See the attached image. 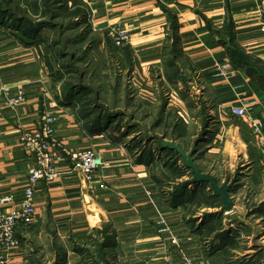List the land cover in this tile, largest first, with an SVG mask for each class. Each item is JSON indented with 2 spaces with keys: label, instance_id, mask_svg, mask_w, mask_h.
<instances>
[{
  "label": "crops",
  "instance_id": "crops-1",
  "mask_svg": "<svg viewBox=\"0 0 264 264\" xmlns=\"http://www.w3.org/2000/svg\"><path fill=\"white\" fill-rule=\"evenodd\" d=\"M78 2L90 17L77 52V68L87 73L82 100L66 102L75 76L63 69L67 60L0 24V82L26 96L16 110L0 106V196L20 202L33 166L22 136L38 130L44 112L57 118L56 137L67 148L93 150L108 166L97 173L96 191L65 164L56 181L41 182L36 221L19 230L22 245L10 264H87L79 249L93 251L105 237L107 264H159L165 257L180 264L183 256L203 264H264V160L247 119L231 111L245 106L264 124V33L254 0ZM109 27L127 31L130 44L115 47ZM207 111L217 134L201 142L196 164L220 184L238 178L234 210L220 217V209L174 208L165 197L167 187L190 177L162 143L190 151ZM145 145L150 152L140 161ZM205 215L214 216L204 221Z\"/></svg>",
  "mask_w": 264,
  "mask_h": 264
},
{
  "label": "built area",
  "instance_id": "built-area-1",
  "mask_svg": "<svg viewBox=\"0 0 264 264\" xmlns=\"http://www.w3.org/2000/svg\"><path fill=\"white\" fill-rule=\"evenodd\" d=\"M254 2L260 31L264 33V0H254ZM106 32L115 47L124 48L130 44V36L124 29L109 27ZM25 103L26 96L23 89L0 82V106L16 110ZM231 111L235 117L247 119L264 160V124L251 116L245 106L234 105ZM56 122L57 118L54 115L44 112L38 130L36 132L26 131L22 136L24 146L33 159V166L29 170L28 185L20 202L16 203V198L13 195L0 196V208L17 204L10 212L0 211V264H10V254L21 247L18 238L19 230L33 226L35 223V189L41 182L53 183L56 181L62 174L59 170L60 165L65 164L71 172L78 174L88 184L90 190L96 191L93 182L97 173L101 168L108 166L93 150L67 148L63 141L56 137ZM159 264L177 263L171 257H165ZM180 264L203 263H196L191 258L183 256Z\"/></svg>",
  "mask_w": 264,
  "mask_h": 264
},
{
  "label": "trees",
  "instance_id": "trees-1",
  "mask_svg": "<svg viewBox=\"0 0 264 264\" xmlns=\"http://www.w3.org/2000/svg\"><path fill=\"white\" fill-rule=\"evenodd\" d=\"M89 18V10L82 6L78 0H0V24L4 28L17 36L21 35L27 40L34 41L33 44H45L49 50L55 53L57 60H67L66 63H62L63 69L69 74H75L73 81L68 82L66 87L68 89L66 102L68 103L73 102L76 98L82 100L88 95V87L84 82L87 73L77 68V64L82 61L77 57V52L89 35ZM176 45L177 39L173 36V49ZM206 123L205 121L202 134L193 144L197 148L204 140V133L207 131ZM99 125L100 122L97 121L91 124L90 128L93 130V128H99ZM148 148L146 145L143 146L140 161H143L145 155L150 152V148ZM170 156L175 158V164L181 161V156L168 150L167 157L170 158ZM185 172L189 174V180L172 186L169 198L165 194L168 203L174 208L189 204L192 207L196 203L197 209L204 205L212 209H220L219 199L212 194L211 197H206L208 185L193 192L189 191V186L192 185V171L186 170ZM184 175V173L178 174L179 178ZM198 196L201 198L200 200L197 199ZM213 216L205 215L204 217L212 218ZM215 216L220 217L222 214L218 212ZM92 246L94 247L93 251L79 249L82 254H86V263L98 264V259H101L104 264H107L105 254L111 247L110 238L105 237L103 243L95 242Z\"/></svg>",
  "mask_w": 264,
  "mask_h": 264
},
{
  "label": "water",
  "instance_id": "water-1",
  "mask_svg": "<svg viewBox=\"0 0 264 264\" xmlns=\"http://www.w3.org/2000/svg\"><path fill=\"white\" fill-rule=\"evenodd\" d=\"M201 144V143H200ZM163 149L176 152L181 156L182 165L186 170L192 171V185H208L212 195L219 199L222 206L220 213H231L234 210V201L231 198V192L235 184L238 183V178L227 180L220 184V181L213 175L204 173L203 170L196 164L195 155L199 152V148L194 145L190 151L184 150L181 146L171 141L162 143Z\"/></svg>",
  "mask_w": 264,
  "mask_h": 264
},
{
  "label": "rangeland",
  "instance_id": "rangeland-1",
  "mask_svg": "<svg viewBox=\"0 0 264 264\" xmlns=\"http://www.w3.org/2000/svg\"><path fill=\"white\" fill-rule=\"evenodd\" d=\"M86 68H84L83 66H81L80 67V70L81 71H84ZM77 76V75H76ZM125 81H129V78L127 79L126 78V80ZM131 83V86H132V82H130ZM164 93L165 94H167L168 96H167V98L169 99V98H171V93L170 92H168V90L167 89H165L164 90ZM207 110H209V108H207ZM207 113H208V117H207V120H208V124H207V126H206V129H207V131L204 133V140L206 139V137H209V135H211V133H209V132H211L212 131V136L213 135H216L217 134V130H215L216 129V127H215V125H217L218 123L216 122V119L213 117V115H212V112L210 113L209 111H207ZM206 120V119H205ZM198 126L200 127V128H198V130L200 129V132H199V134H202V132H203V128H204V126H205V123H202L201 121H199L198 122ZM200 136V135H199ZM198 136V137H199ZM196 139V138H195ZM203 140V141H204ZM224 140V139H223ZM220 142V141H219ZM221 143V142H220ZM219 146H221L220 144H219ZM167 190H169V191H171L172 192V189H173V187L171 188L170 186L169 187H167L166 188ZM166 196L169 198V192L168 193H166ZM197 199H201L199 196L197 197ZM196 204V203H195ZM193 205L191 208H190V210H192V209H197L195 206L196 205ZM208 220V218H206L204 221H207ZM221 229V227H218V226H216V229ZM259 232H262V229L260 228L259 230H258V233ZM257 233V234H258ZM246 242V241H245ZM22 245V244H21ZM210 246H211V243H210ZM232 256H230V257H224V259H226V260H229L230 258H231Z\"/></svg>",
  "mask_w": 264,
  "mask_h": 264
}]
</instances>
